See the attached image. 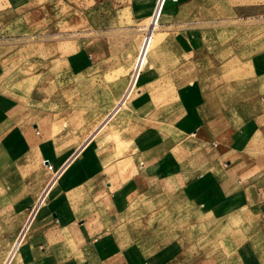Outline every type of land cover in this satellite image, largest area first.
Here are the masks:
<instances>
[{
    "label": "rangeland",
    "instance_id": "rangeland-1",
    "mask_svg": "<svg viewBox=\"0 0 264 264\" xmlns=\"http://www.w3.org/2000/svg\"><path fill=\"white\" fill-rule=\"evenodd\" d=\"M173 3L170 8L163 5L161 13L155 9L137 13L132 2L20 0L17 21L1 36L10 42L0 46L12 52L0 65V90L24 106L31 105L43 118L50 111L54 134L70 135L72 143L82 137L80 147L92 137L87 143L93 148L103 152L108 148L116 155L126 152L128 135L141 128V122L126 111L130 95V99L145 97L167 114L182 105L184 121L194 116L188 115L189 109L201 110V120L224 113L233 134L240 127V134L243 130L263 134L255 146L259 145L258 152L248 153L257 179V172H264V0ZM96 51H111L112 57L96 64ZM178 69L183 71L178 80L182 91L134 88L143 71L165 75ZM191 86L198 91L185 90ZM123 90L115 100L113 95ZM241 115L246 117L242 125ZM150 124L155 128L158 122ZM44 163L52 165L49 160ZM258 179L264 182V174ZM183 193L174 182L154 180L129 196V204L104 207L115 213L107 228L118 234L120 261L132 260L135 254L136 263H141L150 251L171 242L188 255L191 247L215 255L221 264H240L264 254V226L257 213L241 210L216 219ZM94 210L88 205L86 213ZM80 239L50 237L48 246L47 238H40L38 249L45 251L39 254L40 264H82ZM8 240L11 249L3 264H14L21 257L15 258L16 246L21 254L23 243ZM23 254L24 261L30 259ZM99 255V259L105 256Z\"/></svg>",
    "mask_w": 264,
    "mask_h": 264
},
{
    "label": "crops",
    "instance_id": "crops-1",
    "mask_svg": "<svg viewBox=\"0 0 264 264\" xmlns=\"http://www.w3.org/2000/svg\"><path fill=\"white\" fill-rule=\"evenodd\" d=\"M19 1L0 0V44L10 42L1 36L17 21ZM114 1L134 3L130 7L137 13L152 12L158 2ZM173 2L176 1L165 0L164 5L170 8ZM11 52L0 46V65ZM111 57V51L94 53L96 64ZM182 74V69L165 75L143 71L134 88L138 85L150 91L157 88L158 92H179L184 89L178 85ZM185 90L198 91L197 86ZM118 91L113 95L115 100L125 92L120 95ZM130 96L125 99L126 111L141 122V128L128 135L126 152L116 155L108 148L105 152L93 148L87 143L92 137L80 147L85 140L82 137L72 143L70 135L54 134L50 111L43 118L31 105L24 106L0 90L1 264L11 249L8 238H17L21 244L28 238L22 248L30 259L24 261V254H19L20 245H15V258L21 257L14 264H40L39 254L45 253L38 249L40 238H47L48 244L50 237L76 235L84 248L82 264H221L215 255L196 252L192 247L188 255L187 250L173 242L150 251L148 259L143 258L141 263H136L135 254L132 260L120 261L118 234L107 228L115 213L104 207L129 204V196L154 180L174 182L184 191L186 200L206 207L216 219L251 210L264 226V182L258 179L264 172L258 171L260 175L255 179L248 160V153L258 152L259 145L255 146L263 134H248L246 130L240 134L241 127L233 134L224 113L201 120V110L195 113L189 109L188 115L194 116L184 121L182 105L167 114L166 109L151 105L145 97L136 100ZM243 108L246 115L247 109ZM245 115H241L244 119L239 124L246 121ZM156 120L158 125L153 128L150 122ZM255 121L259 123L258 117ZM36 129L41 134H36ZM48 160L51 166L44 163ZM88 205H94L95 210L86 213ZM99 253L105 256L99 259ZM240 264H264V254L251 256Z\"/></svg>",
    "mask_w": 264,
    "mask_h": 264
},
{
    "label": "built area",
    "instance_id": "built-area-1",
    "mask_svg": "<svg viewBox=\"0 0 264 264\" xmlns=\"http://www.w3.org/2000/svg\"><path fill=\"white\" fill-rule=\"evenodd\" d=\"M176 1V0H175ZM164 3H165V0H158V2H157V5H156V7H155V10H157V11H161V9H162V7H163V5H164ZM161 13V12H160ZM157 22V21H156ZM156 22L154 21V23H152V25L153 26H155L156 25Z\"/></svg>",
    "mask_w": 264,
    "mask_h": 264
}]
</instances>
